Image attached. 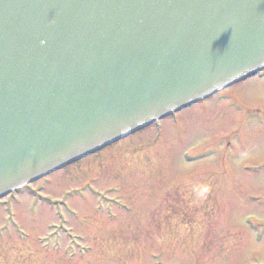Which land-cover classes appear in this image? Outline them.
<instances>
[{"label": "rangeland", "instance_id": "rangeland-1", "mask_svg": "<svg viewBox=\"0 0 264 264\" xmlns=\"http://www.w3.org/2000/svg\"><path fill=\"white\" fill-rule=\"evenodd\" d=\"M162 124L0 206V264H264V77Z\"/></svg>", "mask_w": 264, "mask_h": 264}, {"label": "water", "instance_id": "water-1", "mask_svg": "<svg viewBox=\"0 0 264 264\" xmlns=\"http://www.w3.org/2000/svg\"><path fill=\"white\" fill-rule=\"evenodd\" d=\"M40 1L12 0L18 6L27 7ZM43 1L56 9V16L64 13L63 0ZM140 2L142 6L120 16L117 22L106 23L112 24L105 31L106 34L102 32L96 36V39L101 40L100 46L96 48L97 53L104 58L108 53L111 57L103 62L104 65L91 69L88 77L78 75L87 58L83 59L84 54L76 53L71 59L50 56L48 63L54 65L56 72L49 69L47 81L41 79L46 75L25 78L26 83L21 85L25 100H18L19 103L14 100L15 107L10 108L19 107L14 112L13 125L3 134L10 135L14 142H18L21 137L16 134L24 131L31 121L38 124L40 135L44 131L59 128L77 131L83 122L85 125L90 122L95 125L99 118L105 120L112 113L118 117L126 109H131V113L141 112L147 104L154 102L153 98L165 97L167 101L170 100L167 108L171 104H178L179 100H185L182 97L172 101L168 94H179L183 88L206 78L212 63L213 68L221 66L233 71L223 78L221 83H224L234 75L246 73L264 62V0H163L160 4L158 0ZM19 9L22 11V8ZM91 13H96V10ZM85 14L84 11L79 13L80 16ZM93 16L90 15L88 21L98 23ZM60 24L64 29L72 28V23L66 18L60 20ZM22 26V21L11 22L9 18L0 21V32L5 33L7 38L6 43H0V80L14 66L18 68L23 64L28 68L30 64L26 60V51L29 52L27 46L24 49L18 46ZM88 26L90 29L91 25ZM195 49L198 52L200 50L201 55ZM66 81L67 93L64 95ZM33 86L39 90L53 88L58 98L50 100L47 106L44 103L33 104V100L38 98L37 89L28 92L34 89ZM143 100L146 101L143 106L136 105ZM40 137L31 138L18 149H5L0 153V159L31 149L36 142L41 141ZM65 145L60 149L51 147L58 152L52 153V160H56L55 154H59V151L60 159H69L93 143L84 145L78 140ZM67 147L71 148L69 152L62 153V149ZM14 167L10 165L0 174H4L8 180ZM22 175L19 173L20 177ZM9 182L0 181V194Z\"/></svg>", "mask_w": 264, "mask_h": 264}, {"label": "bare ground", "instance_id": "bare-ground-1", "mask_svg": "<svg viewBox=\"0 0 264 264\" xmlns=\"http://www.w3.org/2000/svg\"><path fill=\"white\" fill-rule=\"evenodd\" d=\"M242 82H243V81H241V82H239V83L233 85L232 87H234V86H236V85H238V84H240V83H242ZM205 101H206V100H203V102H205ZM189 107H190V106H189ZM181 111H182V110H181ZM181 111H180V112H181ZM141 131H142V130H141ZM138 132H140V131H138ZM138 132H135V133H133L132 135H135V134L138 133ZM162 134H163V131H162ZM162 134H161V135H162ZM132 135H130V136H132ZM130 136H127L126 139L129 138Z\"/></svg>", "mask_w": 264, "mask_h": 264}]
</instances>
